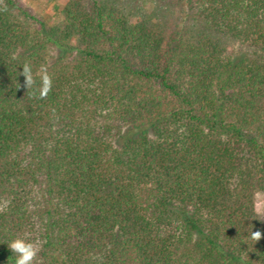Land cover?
Here are the masks:
<instances>
[{
    "label": "trees",
    "instance_id": "trees-1",
    "mask_svg": "<svg viewBox=\"0 0 264 264\" xmlns=\"http://www.w3.org/2000/svg\"><path fill=\"white\" fill-rule=\"evenodd\" d=\"M180 1L202 28L0 0V264H264V0Z\"/></svg>",
    "mask_w": 264,
    "mask_h": 264
},
{
    "label": "rangeland",
    "instance_id": "rangeland-1",
    "mask_svg": "<svg viewBox=\"0 0 264 264\" xmlns=\"http://www.w3.org/2000/svg\"><path fill=\"white\" fill-rule=\"evenodd\" d=\"M37 17L47 23H56L61 20L60 10L65 0H21ZM130 17L132 21L147 19L158 23L164 28L190 29L196 31L202 26L199 19L186 16L187 7L180 0H112ZM206 30V29H205ZM216 36V35H215ZM218 42L230 54L242 55L248 48L226 36H216ZM256 210L259 214L264 211V192L255 195Z\"/></svg>",
    "mask_w": 264,
    "mask_h": 264
},
{
    "label": "clouds",
    "instance_id": "clouds-1",
    "mask_svg": "<svg viewBox=\"0 0 264 264\" xmlns=\"http://www.w3.org/2000/svg\"><path fill=\"white\" fill-rule=\"evenodd\" d=\"M40 73L41 85L39 89V98H45L51 90L52 77L48 74L45 66H41ZM21 75L24 77V86L26 88H32L35 85V78L31 66L28 63L23 65ZM32 95H36L35 91ZM252 238L254 240L264 239V231L259 229L253 231ZM8 248L11 252L16 254L15 264H33V261L37 258L40 251V245L38 242L31 241L25 237H17L13 239L8 243Z\"/></svg>",
    "mask_w": 264,
    "mask_h": 264
}]
</instances>
